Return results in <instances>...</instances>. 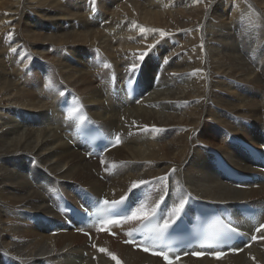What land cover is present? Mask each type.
Here are the masks:
<instances>
[{
	"label": "bare ground",
	"instance_id": "1",
	"mask_svg": "<svg viewBox=\"0 0 264 264\" xmlns=\"http://www.w3.org/2000/svg\"><path fill=\"white\" fill-rule=\"evenodd\" d=\"M96 49L116 70L136 64L145 81H159L122 108L99 81L106 60L95 62ZM65 92L102 125L129 132L130 142L102 159L120 168L107 182L82 144L62 133L57 106ZM240 119L264 121V0H0V264H165L106 238L112 261L79 232L52 235L42 218L31 219L52 212L55 185L70 195L79 182L119 198L134 181L166 174L157 200L168 201L166 193L177 203L185 194L207 203L264 200V184L234 188L207 157L217 148L241 169L254 165L227 143L229 134L257 142ZM258 245L176 264H264V241Z\"/></svg>",
	"mask_w": 264,
	"mask_h": 264
},
{
	"label": "snow or ice",
	"instance_id": "2",
	"mask_svg": "<svg viewBox=\"0 0 264 264\" xmlns=\"http://www.w3.org/2000/svg\"><path fill=\"white\" fill-rule=\"evenodd\" d=\"M91 3L94 5L95 0H91ZM153 32L159 31L161 36L163 37L166 35L163 30H152ZM141 32H145V29L141 28ZM157 44L159 41L156 42ZM155 44L150 46L151 48H155ZM203 47V45H201ZM13 52L16 51V49H12ZM146 53H141L139 56V60H143L145 58ZM167 60H165V63ZM138 70V65L133 64L131 67V72L135 74V72ZM147 128V126H145ZM155 131H162L161 129H154ZM117 143L119 142V137L116 138ZM176 169H172V174H175ZM168 175L166 174L165 176L159 177V178H154L151 181H145V180H140V181H134L131 184V187L129 189V192L132 191V189H141V186H148L150 184L156 183L157 181H163L167 180ZM142 190V189H141ZM188 195L190 194H185L182 198H179L178 203L173 202L171 204V207L161 209L159 212L157 211L160 208V202H157L150 211L145 212V204L143 202H138L137 206H132V205H127L125 211L123 213L119 211H113L112 215L118 217L117 219H107V220H102L100 221L98 231L99 230H110L109 226H118L122 225L124 223H128L133 220H138V221H149L155 225L154 231L156 233L155 239H160L163 237V235L168 232L171 228L172 225L176 222L177 219L181 218V214L185 212V206L188 203ZM164 196H161V201H163ZM104 205L106 206V209L108 210H117L121 206L126 205V197H121L119 201H108L104 200ZM262 229H264V224H260L259 227L255 229L256 232H260ZM78 231H83V229H78ZM230 232H236L237 230L235 228L229 227ZM264 239V236L257 237L253 235L251 237L252 240L256 239ZM126 243H133L136 246H142L144 244V241H140L137 243L136 240H129L125 241ZM144 251H150V248L144 247ZM242 249H236V248H231L232 252H237ZM101 252H105L106 249L101 248ZM185 255L188 253L185 252ZM193 256H203L205 253L204 252H192L191 253ZM209 255L215 256L216 258H221L225 255L224 252H219V251H210L208 253ZM113 259H116L115 255L112 253H108ZM159 255H163L165 260H169V256L165 252L159 253ZM175 259L179 260L180 256L178 253L175 254Z\"/></svg>",
	"mask_w": 264,
	"mask_h": 264
},
{
	"label": "rangeland",
	"instance_id": "3",
	"mask_svg": "<svg viewBox=\"0 0 264 264\" xmlns=\"http://www.w3.org/2000/svg\"><path fill=\"white\" fill-rule=\"evenodd\" d=\"M243 51H244V50H243ZM243 57H244V58H248L246 53H244ZM118 168H119V167H118ZM119 170H120V168L118 169V172H119ZM117 174H118V173H117ZM117 174H116V175H117Z\"/></svg>",
	"mask_w": 264,
	"mask_h": 264
}]
</instances>
